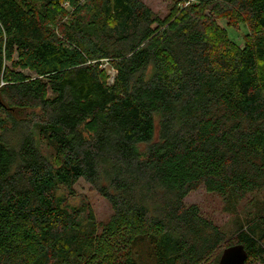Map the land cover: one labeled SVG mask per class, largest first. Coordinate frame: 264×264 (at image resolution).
I'll list each match as a JSON object with an SVG mask.
<instances>
[{
	"label": "trees",
	"instance_id": "1",
	"mask_svg": "<svg viewBox=\"0 0 264 264\" xmlns=\"http://www.w3.org/2000/svg\"><path fill=\"white\" fill-rule=\"evenodd\" d=\"M80 179L107 221L68 202ZM201 187L228 212L264 190V0L164 18L143 0H0V264H212L234 244L264 264V210L228 237L185 203Z\"/></svg>",
	"mask_w": 264,
	"mask_h": 264
},
{
	"label": "rangeland",
	"instance_id": "2",
	"mask_svg": "<svg viewBox=\"0 0 264 264\" xmlns=\"http://www.w3.org/2000/svg\"><path fill=\"white\" fill-rule=\"evenodd\" d=\"M154 12L161 17H166L173 12L176 5V0H143ZM227 30L233 40L237 43H243V34L241 31L235 30L228 25L226 20L220 22ZM244 31L245 28L243 27ZM108 73L111 78L115 75V71L107 66ZM43 111L39 107H32L21 111L18 114V119L21 125L26 126L33 120L39 119L43 116ZM10 138L13 137L12 133ZM68 202L75 207L84 208L89 206L93 209L98 221H107L112 213L111 204L105 199L96 188L84 179H80L74 186V194L68 197ZM187 205H198L205 217L212 219L228 237L232 238V232L236 229V219H246L264 210V190L247 195L239 204L236 212H228L225 209L224 199L215 193H211L201 187L189 194L185 199ZM261 208V209H260ZM233 240V239H231ZM235 241V240H234ZM220 250V249H219ZM251 264H258L252 262Z\"/></svg>",
	"mask_w": 264,
	"mask_h": 264
},
{
	"label": "water",
	"instance_id": "3",
	"mask_svg": "<svg viewBox=\"0 0 264 264\" xmlns=\"http://www.w3.org/2000/svg\"><path fill=\"white\" fill-rule=\"evenodd\" d=\"M114 77L110 79L112 83ZM248 259V252L243 244H234L224 250L220 259L212 264H245Z\"/></svg>",
	"mask_w": 264,
	"mask_h": 264
}]
</instances>
